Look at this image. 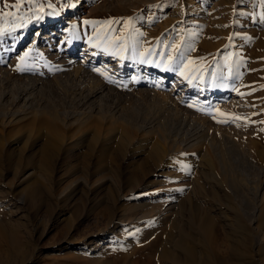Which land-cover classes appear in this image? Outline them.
Returning a JSON list of instances; mask_svg holds the SVG:
<instances>
[{
	"label": "rangeland",
	"instance_id": "rangeland-1",
	"mask_svg": "<svg viewBox=\"0 0 264 264\" xmlns=\"http://www.w3.org/2000/svg\"><path fill=\"white\" fill-rule=\"evenodd\" d=\"M0 12V264H264V0Z\"/></svg>",
	"mask_w": 264,
	"mask_h": 264
},
{
	"label": "bare ground",
	"instance_id": "bare-ground-1",
	"mask_svg": "<svg viewBox=\"0 0 264 264\" xmlns=\"http://www.w3.org/2000/svg\"><path fill=\"white\" fill-rule=\"evenodd\" d=\"M114 67H115V65H114ZM91 69L89 68V67H87L85 64H84V61H82V63L80 64V66L76 69V72L75 73H77V75H79L80 77L82 76V77H88V78H95L94 77V75L92 76V74H91ZM81 77V78H82ZM91 80V79H90ZM95 80V79H94ZM96 80H98V79H96ZM104 84V83H103ZM107 86H108V84H107ZM110 86V85H109ZM108 86V88H110ZM99 87V86H98ZM106 88V87H105ZM104 87H101L100 89H97V90H95V91H93V92H91V93H89L87 96H88V99L89 100H94V99H97V98H99L100 97V99L101 98H103L104 96L102 95V93H103V91H104V89H105ZM28 100V99H27ZM224 100V99H223ZM237 111L239 110V111H241L240 110V108L238 107L237 109H236ZM25 114V113H24ZM26 115H27V113H26ZM18 116H20V115H18ZM25 116V115H24ZM23 118V117H22ZM86 118V117H85ZM26 119V118H25ZM82 119V118H81ZM73 120V118L72 119H68V118H66V120H64V123L65 124H69V125H74L75 123H78V122H80V121H83V120ZM22 120V119H21ZM19 121H20V119H19ZM86 121V120H85ZM199 128H202V129H204V126L202 125V126H200ZM200 131H203V130H200ZM202 140V137L201 136H199L198 134H194V135H192V137H191V142H194L195 141V144L197 145V144H199L200 143V141ZM250 157V156H249ZM252 157V156H251ZM249 164L253 167L254 166V168H258V169H261V168H259L258 166H256V164H255V162H254V160L253 159H251V158H249ZM249 165V166H250ZM250 166V167H251ZM259 171V170H258ZM262 171V170H261ZM261 171H259V172H261ZM263 174H264V172H263ZM260 187V186H259ZM257 194V193H256ZM20 202H22L23 203V201H22V199L20 200ZM107 212L108 211H105V213H103L102 212V214H100L101 216H106V217H108L109 218V223H108V226H109V228L110 229H112L113 227L112 226H114V225H117L118 223H121V222H123V220L122 219H117L116 218V216L115 215H113L112 213H109V214H107ZM109 229V230H110ZM104 231V230H103ZM106 234V233H105ZM159 240H160V237H158L157 238V242L155 243V244H148V245H146V246H144V247H142L141 248V250H140V252H142V250H148V248H149V250L151 251V254H153L154 252H159V254L160 255H162V257H166V258H168L169 260H171V261H174V263H176V264H181V262L183 261V260H181L180 258L179 259H176L175 258V256L173 255V254H171L170 253V251H168V249L166 248V247H164V246H160L161 247V250L159 249V251L157 250V248H156V245L158 244V242H159ZM185 242H183V244H184ZM179 245H182L181 244V242H180V244ZM178 245V246H179ZM98 246V245H97ZM96 246V247H97ZM188 246V245H187ZM151 247V248H150ZM159 247V248H160ZM182 248H184L185 249V253H186V255H187V257H192L191 259L190 258H188V261H190L191 263H188V264H204L203 263V260H201V257L199 258V253L197 252V250H194V249H191V248H188V247H186V245H184V246H182ZM154 250H156V251H154ZM152 251H153V253H152ZM181 251H182V249H181ZM184 251V250H183ZM150 255V254H149ZM185 255V254H184ZM148 256V255H147ZM147 256H145L146 258H147ZM186 257V258H187ZM196 259V261L198 260V258H199V260L196 262V263H194V262H192V259ZM187 260V259H186ZM187 261V262H188ZM146 264H156L155 263V260L153 259V256L152 255H150L148 258H147V260H146Z\"/></svg>",
	"mask_w": 264,
	"mask_h": 264
},
{
	"label": "snow or ice",
	"instance_id": "snow-or-ice-1",
	"mask_svg": "<svg viewBox=\"0 0 264 264\" xmlns=\"http://www.w3.org/2000/svg\"><path fill=\"white\" fill-rule=\"evenodd\" d=\"M14 7L18 9V8L21 7V4L20 3H17V4L14 5ZM0 15H9L10 16V15H13V13H11V12H9V13H2V12H0ZM85 23L88 24V23H95V22L85 21ZM103 23H112V21H105ZM189 63H192V61H189ZM181 75H184V73L182 72Z\"/></svg>",
	"mask_w": 264,
	"mask_h": 264
}]
</instances>
